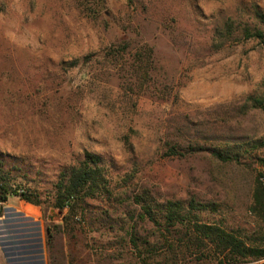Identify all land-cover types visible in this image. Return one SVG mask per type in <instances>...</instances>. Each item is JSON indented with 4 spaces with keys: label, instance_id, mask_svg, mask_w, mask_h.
Segmentation results:
<instances>
[{
    "label": "rangeland",
    "instance_id": "1",
    "mask_svg": "<svg viewBox=\"0 0 264 264\" xmlns=\"http://www.w3.org/2000/svg\"><path fill=\"white\" fill-rule=\"evenodd\" d=\"M256 10L264 0H0V159L6 184L33 202L8 196L38 216L46 264H140L128 232L139 250L157 241L136 218L133 200L145 193L193 198L201 221L264 249V207L253 200L264 170V41L238 39L244 22L264 32ZM141 45L152 49L143 81ZM85 151L105 163L110 193L68 216L52 206L55 184ZM196 244H157L151 262L221 260Z\"/></svg>",
    "mask_w": 264,
    "mask_h": 264
},
{
    "label": "trees",
    "instance_id": "2",
    "mask_svg": "<svg viewBox=\"0 0 264 264\" xmlns=\"http://www.w3.org/2000/svg\"><path fill=\"white\" fill-rule=\"evenodd\" d=\"M254 15L256 19L259 18L261 22H264L263 13L256 10ZM223 29L226 30L227 27ZM218 31H216V34L221 33V31ZM251 38L264 41V32L258 26H252L248 22H244L238 39L247 40ZM127 49L128 44H118L116 48H111L109 53L117 55ZM133 56L139 61L137 69H144L142 72L143 81L147 73L146 66L152 60V49L149 46L141 45L135 50ZM141 63H143L142 66ZM176 153L175 149L170 150V154ZM183 154L184 152H179V155ZM213 155L224 161L232 159L229 154L223 155L215 152V150ZM106 174L107 170L102 158L96 153L85 151L81 160L72 165L67 172L61 173V177L55 184L56 194L52 206L60 211L67 208L68 216L69 214L72 216L81 205L87 206L89 199H96L97 194L110 193L108 188L109 179ZM260 175L261 172L256 179L253 200L254 204L264 207V190L259 179ZM5 181L3 161L0 159V200L4 201L8 199V196L17 193V190L6 184ZM18 195L33 203L26 193ZM133 202L138 204L139 208L136 218L139 221L150 223L151 235H157V241L155 242H150L148 238H145L142 244H145L147 248L139 250L138 237L134 231L128 232L129 243L132 244V251L140 264H159L151 262L152 256L157 255L154 247L159 246L164 248L165 251H173L174 240L179 241L186 247H190V244L195 240L198 249L207 243L212 244L216 248L214 252L221 256V260L216 264L241 262L246 257L254 259L264 257V249L246 244L236 231L227 230L220 223L201 221L199 216H201L200 211L204 209V206L196 207L193 198L188 200H157L145 193L143 197L134 198ZM179 226L183 231L181 236H177L178 238L175 239V234L179 232ZM157 244L159 245L157 246Z\"/></svg>",
    "mask_w": 264,
    "mask_h": 264
},
{
    "label": "built area",
    "instance_id": "3",
    "mask_svg": "<svg viewBox=\"0 0 264 264\" xmlns=\"http://www.w3.org/2000/svg\"><path fill=\"white\" fill-rule=\"evenodd\" d=\"M262 104L264 106V98ZM259 179L264 190V170ZM17 193H23V189H18ZM6 201L0 200V252L5 263L46 264L44 237L38 216Z\"/></svg>",
    "mask_w": 264,
    "mask_h": 264
},
{
    "label": "crops",
    "instance_id": "4",
    "mask_svg": "<svg viewBox=\"0 0 264 264\" xmlns=\"http://www.w3.org/2000/svg\"><path fill=\"white\" fill-rule=\"evenodd\" d=\"M8 204L10 203L9 202V199L6 201ZM0 264H6L5 263V260H4V257H3V255H2V253L0 252Z\"/></svg>",
    "mask_w": 264,
    "mask_h": 264
}]
</instances>
